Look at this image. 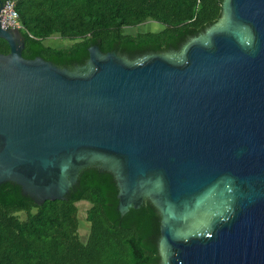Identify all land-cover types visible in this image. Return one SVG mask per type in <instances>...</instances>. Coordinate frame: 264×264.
<instances>
[{
	"label": "water",
	"instance_id": "obj_1",
	"mask_svg": "<svg viewBox=\"0 0 264 264\" xmlns=\"http://www.w3.org/2000/svg\"><path fill=\"white\" fill-rule=\"evenodd\" d=\"M0 37V184L43 203L96 167L121 214L158 207L163 264H264V0H224L179 52L93 44L73 68Z\"/></svg>",
	"mask_w": 264,
	"mask_h": 264
},
{
	"label": "trees",
	"instance_id": "obj_2",
	"mask_svg": "<svg viewBox=\"0 0 264 264\" xmlns=\"http://www.w3.org/2000/svg\"><path fill=\"white\" fill-rule=\"evenodd\" d=\"M7 0H0V4ZM19 13L23 56L60 66L83 65L88 48L130 59L179 52L219 20L224 0H11ZM153 22L158 28L142 29ZM58 35L71 43L46 44ZM10 51L0 37V53ZM112 173L87 167L64 199L37 203L13 181L0 184V264H163L161 213L146 198L125 214L118 209ZM89 204L82 232L79 202Z\"/></svg>",
	"mask_w": 264,
	"mask_h": 264
},
{
	"label": "built area",
	"instance_id": "obj_3",
	"mask_svg": "<svg viewBox=\"0 0 264 264\" xmlns=\"http://www.w3.org/2000/svg\"><path fill=\"white\" fill-rule=\"evenodd\" d=\"M0 25L4 29H21L23 27L19 20V13L15 8V3L11 0L3 3L0 11Z\"/></svg>",
	"mask_w": 264,
	"mask_h": 264
},
{
	"label": "rangeland",
	"instance_id": "obj_4",
	"mask_svg": "<svg viewBox=\"0 0 264 264\" xmlns=\"http://www.w3.org/2000/svg\"><path fill=\"white\" fill-rule=\"evenodd\" d=\"M142 29H152V28H158L159 26L155 25L153 22L148 21L147 23L140 26ZM71 43L69 40H63L58 35H53L51 38L46 40V44L51 46H61V45H67ZM80 207V218L82 221V232H86V222L84 220L85 213L87 208L89 207V204L85 201H81L78 203Z\"/></svg>",
	"mask_w": 264,
	"mask_h": 264
},
{
	"label": "flooded vegetation",
	"instance_id": "obj_5",
	"mask_svg": "<svg viewBox=\"0 0 264 264\" xmlns=\"http://www.w3.org/2000/svg\"><path fill=\"white\" fill-rule=\"evenodd\" d=\"M83 170H84V169H83ZM78 181H79V179H78ZM77 183H78V182H77ZM77 183H76V184H77ZM76 184H75V185H76Z\"/></svg>",
	"mask_w": 264,
	"mask_h": 264
}]
</instances>
